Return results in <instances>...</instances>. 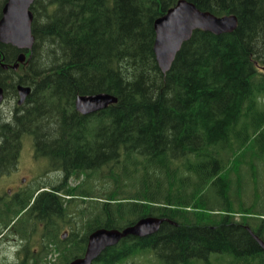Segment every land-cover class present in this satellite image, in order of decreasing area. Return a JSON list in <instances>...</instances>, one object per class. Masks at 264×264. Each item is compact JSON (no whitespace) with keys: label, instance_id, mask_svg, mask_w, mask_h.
<instances>
[{"label":"trees","instance_id":"obj_1","mask_svg":"<svg viewBox=\"0 0 264 264\" xmlns=\"http://www.w3.org/2000/svg\"><path fill=\"white\" fill-rule=\"evenodd\" d=\"M177 1L33 2L27 61L0 67L6 98L20 84L31 88L13 120L0 123V178L28 139L58 180L0 194V235L24 241L28 252L18 264H67L83 255L92 230L150 216L164 219L155 234L122 239L94 264H214L211 255L241 264L257 254L241 224L253 231L261 212L230 198L227 176L263 168L264 0H187L217 17L235 15L237 26L221 35L194 31L163 73L153 25ZM0 52L10 65L18 50L0 44ZM98 93L116 102L90 115L75 110L77 96ZM94 176L109 188L95 191ZM213 179L224 209L205 197ZM37 226L39 251L31 253Z\"/></svg>","mask_w":264,"mask_h":264},{"label":"water","instance_id":"obj_2","mask_svg":"<svg viewBox=\"0 0 264 264\" xmlns=\"http://www.w3.org/2000/svg\"><path fill=\"white\" fill-rule=\"evenodd\" d=\"M34 0H7L2 9L0 18V44L11 45L18 49L20 54L16 63L10 65L16 70L18 65L26 59V52L31 51L34 36L32 34L33 15L30 7ZM237 26L234 15L217 17L185 0H179L163 16L154 21L155 39L153 52L161 72L169 70L182 44L188 41L196 30L210 32L214 35L231 33ZM1 57V53H0ZM3 69L8 65L0 64ZM264 70V69H263ZM21 105L28 94L29 87L17 86ZM3 101V90L0 87V104ZM116 102V98L105 93L77 96L74 107L82 115H89L103 110ZM164 219L146 217L138 220L132 226L123 229L98 228L87 237L84 254L70 261L68 264H92L107 248L116 245L121 239L128 236L147 237L155 234Z\"/></svg>","mask_w":264,"mask_h":264},{"label":"rangeland","instance_id":"obj_3","mask_svg":"<svg viewBox=\"0 0 264 264\" xmlns=\"http://www.w3.org/2000/svg\"><path fill=\"white\" fill-rule=\"evenodd\" d=\"M15 100L16 97L15 99L9 98L0 107L1 109L0 115L4 116V117L0 116V123L11 122V119L14 115L13 110L16 103ZM16 166L17 167L8 175V177L4 176L3 178L0 179V194L5 193L7 190H10V193L16 192L14 191L15 189L14 186L17 185L18 187L19 184L23 185L25 183H29L33 185V183H41L46 181L54 182L49 179H51L52 177L55 178L56 173L47 171L48 166H46V162L43 159L34 157L33 147L31 141L28 139L22 142L19 159ZM211 170H213V167L209 170L208 173H210ZM253 172L255 173V175H252L249 172L248 175H244L240 178L234 176V172H232L231 174L228 173L227 183L229 185V188H231V184L233 186L231 190L228 189V192L230 191L229 192L230 198H233L235 200L240 199L243 205L246 206L249 205L250 207L251 206L261 207V203L264 201V154H263V168L262 169L258 168L257 173L255 170ZM240 173H242V170L240 171ZM198 177L199 176L195 174L194 178L197 179ZM220 177L222 178V175H220ZM22 179L24 181L19 182ZM57 180L58 178H55V183ZM92 181L95 191H97V188L100 189L101 186L105 187L103 181L97 178V176H94V179ZM78 182H79L78 180L71 181L72 184ZM106 187L105 188L107 190L109 186ZM221 191H222V183L219 180L213 179L210 187H208L205 191L206 194L205 197L206 199L209 198L213 201L212 205H216L218 206V208L224 209L223 201L218 197ZM235 209L243 210V208L239 207L238 204L237 207H235ZM238 218L240 217L236 215L235 220H237ZM68 230H69L68 228H65L61 231V233L68 232ZM40 235H41V228L40 226L39 228L37 226L32 236V241H31L32 245L30 246V249L32 250L31 253L39 251L38 243L41 241L39 240ZM23 244H25L24 241L20 242V240L14 237L13 235H7L2 237L0 239V264H9L15 261H18L19 263L20 259L18 258L17 252L19 250V246H23ZM22 255H23L22 259H25V257L28 256V252H26V250L24 249V254L22 253ZM215 258L216 260H218L216 256ZM228 259L230 260V258ZM28 261L29 263L31 262L30 259H28ZM133 261L137 262L139 260L134 259ZM227 262L228 261L220 259L218 264H226ZM59 264H61V261L59 262Z\"/></svg>","mask_w":264,"mask_h":264},{"label":"flooded vegetation","instance_id":"obj_4","mask_svg":"<svg viewBox=\"0 0 264 264\" xmlns=\"http://www.w3.org/2000/svg\"><path fill=\"white\" fill-rule=\"evenodd\" d=\"M13 117H14V115H13ZM12 120H13V118L11 119V121ZM23 181L24 180L22 179L19 182H23ZM25 184H23V185L19 184L18 187H17V185H15L14 186L15 187L14 191L19 192L20 189H22L25 186ZM26 185H29V183H27ZM7 193L10 195V190H7ZM257 210L259 212H261L260 214L262 216L260 214H258V215H256L253 218V223H252L253 227H254L253 231L250 228H248L245 223H242L241 225L245 228L246 233L249 236V239L252 240V242L256 244L257 251H258L256 255H258V256L255 255V257H252V258L249 257L248 259L247 258H243L241 264H264V206L263 207H258ZM19 249H20V246H19ZM18 253L19 252H17V254ZM18 258H19V255H18ZM246 259L248 260L247 263L245 262Z\"/></svg>","mask_w":264,"mask_h":264},{"label":"bare ground","instance_id":"obj_5","mask_svg":"<svg viewBox=\"0 0 264 264\" xmlns=\"http://www.w3.org/2000/svg\"><path fill=\"white\" fill-rule=\"evenodd\" d=\"M35 1V0H34ZM185 1H187V0H185ZM166 13V12H165ZM235 16V15H234ZM233 32V31H232ZM1 53V52H0ZM2 54V53H1ZM3 57V56H2ZM5 61V60H4ZM29 63V62H28ZM9 64V63H8ZM264 68V67H263ZM21 85V84H20ZM109 95V94H108ZM80 96V95H79ZM111 96H112V94H111ZM74 106V105H73ZM255 120V119H254ZM245 130V129H244ZM243 131V130H242ZM241 134H242V132H241ZM251 138V137H250ZM239 142V141H238ZM209 145V144H208ZM220 147H222V146H220ZM240 156V155H239ZM198 176V175H197ZM40 190V189H39ZM38 190V191H39ZM254 215V214H253ZM261 215V214H260ZM262 216V215H261ZM153 217V216H152ZM154 218H156V217H154ZM163 219V218H162ZM263 220V219H262ZM138 221V220H137ZM168 221V220H167ZM135 222V221H134ZM170 222V221H169ZM42 223V222H41ZM87 223V222H86ZM88 224V223H87ZM46 225V224H45ZM125 227V226H124ZM127 227V226H126ZM101 228V227H100ZM104 228V227H103ZM123 228V227H122ZM119 229V228H118ZM160 229V228H159ZM82 231V230H81ZM93 231V230H92ZM118 245V244H117ZM114 247V246H113ZM55 250V249H54ZM80 257V256H79Z\"/></svg>","mask_w":264,"mask_h":264}]
</instances>
